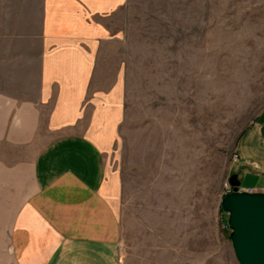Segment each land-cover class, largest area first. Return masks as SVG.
Listing matches in <instances>:
<instances>
[{"label":"rangeland","instance_id":"obj_1","mask_svg":"<svg viewBox=\"0 0 264 264\" xmlns=\"http://www.w3.org/2000/svg\"><path fill=\"white\" fill-rule=\"evenodd\" d=\"M37 7L0 0V58L25 50ZM121 20L123 117L108 156L119 264H238L220 201L264 109V0H127ZM0 92L28 95L19 84Z\"/></svg>","mask_w":264,"mask_h":264},{"label":"crops","instance_id":"obj_2","mask_svg":"<svg viewBox=\"0 0 264 264\" xmlns=\"http://www.w3.org/2000/svg\"><path fill=\"white\" fill-rule=\"evenodd\" d=\"M126 1L38 0L25 50L0 58V84L28 92H0V264H119ZM236 151L240 189L264 192V109Z\"/></svg>","mask_w":264,"mask_h":264},{"label":"water","instance_id":"obj_3","mask_svg":"<svg viewBox=\"0 0 264 264\" xmlns=\"http://www.w3.org/2000/svg\"><path fill=\"white\" fill-rule=\"evenodd\" d=\"M231 192L220 201L228 214L229 239L238 264H264V192L240 191L237 174L228 177Z\"/></svg>","mask_w":264,"mask_h":264},{"label":"built area","instance_id":"obj_4","mask_svg":"<svg viewBox=\"0 0 264 264\" xmlns=\"http://www.w3.org/2000/svg\"><path fill=\"white\" fill-rule=\"evenodd\" d=\"M235 157H237V156H235ZM239 190H240V191L250 192V193L253 192L252 189H246V190L239 189ZM230 192H231V187L229 186L228 183H225V185H224V191H223V195H222V197L225 196V195H227V194L230 193Z\"/></svg>","mask_w":264,"mask_h":264}]
</instances>
